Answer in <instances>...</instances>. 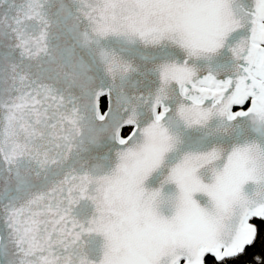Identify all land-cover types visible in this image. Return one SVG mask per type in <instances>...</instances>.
Listing matches in <instances>:
<instances>
[{
  "label": "snow or ice",
  "instance_id": "snow-or-ice-1",
  "mask_svg": "<svg viewBox=\"0 0 264 264\" xmlns=\"http://www.w3.org/2000/svg\"><path fill=\"white\" fill-rule=\"evenodd\" d=\"M264 0H0V264H264Z\"/></svg>",
  "mask_w": 264,
  "mask_h": 264
},
{
  "label": "trees",
  "instance_id": "trees-1",
  "mask_svg": "<svg viewBox=\"0 0 264 264\" xmlns=\"http://www.w3.org/2000/svg\"><path fill=\"white\" fill-rule=\"evenodd\" d=\"M254 254H261L262 257H264V252H260V242L258 241L257 244L248 250V252L246 253V255L244 257H242V260H251L252 256ZM254 264V262H253Z\"/></svg>",
  "mask_w": 264,
  "mask_h": 264
}]
</instances>
